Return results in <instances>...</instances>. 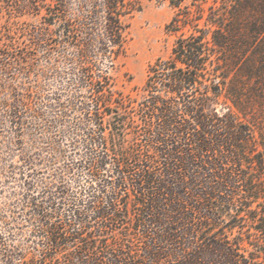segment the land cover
I'll use <instances>...</instances> for the list:
<instances>
[{
  "label": "trees",
  "instance_id": "1",
  "mask_svg": "<svg viewBox=\"0 0 264 264\" xmlns=\"http://www.w3.org/2000/svg\"><path fill=\"white\" fill-rule=\"evenodd\" d=\"M0 1L39 20L0 45L19 188L0 204V264H264V129L213 66L236 42L241 0L209 16L172 0L179 35L137 100L112 72L140 0ZM248 4L264 26V0ZM38 50L66 77L44 102L51 120L36 104Z\"/></svg>",
  "mask_w": 264,
  "mask_h": 264
},
{
  "label": "rangeland",
  "instance_id": "2",
  "mask_svg": "<svg viewBox=\"0 0 264 264\" xmlns=\"http://www.w3.org/2000/svg\"><path fill=\"white\" fill-rule=\"evenodd\" d=\"M171 1L140 0L141 9L134 10L125 17V22L129 24L130 38L126 52L119 57L112 77L114 88L133 100L139 99L143 94L142 87L147 79L150 66L158 59L166 60L172 55V48L179 33L167 29L178 11V7L172 5ZM176 1L182 9L189 8L193 13H197L198 6H200L204 16H209L211 10L222 14L225 8L231 9V5L236 0ZM249 1L256 3L260 0H241L242 3L239 6L241 24L238 26L240 29L232 35V40L236 42H231L230 49L224 52L221 59L216 60L213 66L216 67L217 74L226 78L227 84L234 82L242 86L244 92L250 96L249 112L245 117L232 106L230 101L227 104L232 106L242 119L255 124L254 129L258 136V131L264 129V26L260 24L259 11L250 7ZM0 4L3 6L0 9V45L9 42L12 37L22 38V32L39 21L32 15L9 14L2 1ZM253 24H257V29H254ZM200 25L205 27L204 19L200 21ZM215 28L216 26H212L211 30H207L208 37ZM34 62H36L34 72H40L39 70L45 72L38 78L41 97L36 100L37 106L44 108V102L50 100L55 93L63 91L66 77L61 73L62 66L58 68L60 73L52 69L53 65L47 63L42 50L37 51ZM213 66H210V71ZM1 78L0 74V80ZM3 99L4 95L0 93V204L8 205L15 201L13 193L19 188L18 183L11 177L14 176L11 164L16 159L17 149L14 145L15 135L12 124L2 106ZM224 106L228 105L222 100L218 107L221 109ZM43 111L47 120L54 118L49 108H44ZM69 120H71L70 116L67 121ZM54 129L57 130L56 127ZM65 139L61 140L63 145H65Z\"/></svg>",
  "mask_w": 264,
  "mask_h": 264
}]
</instances>
